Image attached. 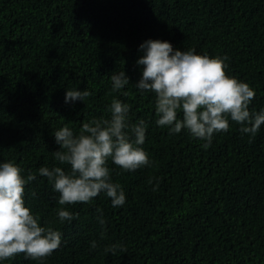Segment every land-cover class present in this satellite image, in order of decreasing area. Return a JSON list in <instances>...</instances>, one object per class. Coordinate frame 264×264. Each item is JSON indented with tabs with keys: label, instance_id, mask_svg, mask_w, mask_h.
Listing matches in <instances>:
<instances>
[{
	"label": "trees",
	"instance_id": "16d2710c",
	"mask_svg": "<svg viewBox=\"0 0 264 264\" xmlns=\"http://www.w3.org/2000/svg\"><path fill=\"white\" fill-rule=\"evenodd\" d=\"M148 40L226 56L228 74L256 93L250 110H264V0H0V163L25 179L36 173L25 205L62 234L43 261L20 254L0 264H264V125L251 137L229 120L207 149L187 130L158 126L155 94L135 85ZM121 71L130 83L112 92ZM74 89L91 96L66 102ZM113 98L130 105L131 123L145 121L152 164L125 172L109 158L125 204L101 193L65 205L74 219L61 223L59 193L38 169L69 171L55 160V131L110 118ZM112 244L127 252L106 253Z\"/></svg>",
	"mask_w": 264,
	"mask_h": 264
},
{
	"label": "clouds",
	"instance_id": "9594fccd",
	"mask_svg": "<svg viewBox=\"0 0 264 264\" xmlns=\"http://www.w3.org/2000/svg\"><path fill=\"white\" fill-rule=\"evenodd\" d=\"M140 48L144 54L136 63L142 66V75L135 85L141 92L155 94L156 124L167 128L170 134L187 130L193 138L204 141L202 147L207 149L214 134L229 131V120L240 125L242 134L251 137L264 125V110L255 112L249 107L255 91L228 74L226 56L182 51L160 40H148ZM110 79L112 92H120L130 83L125 71L112 74ZM90 96L87 89L68 90L65 101L84 102ZM108 111L110 118L83 123L79 134L67 126L55 131L59 145V150L54 152L55 160L70 166L69 171L59 166L38 169V174L46 177L59 193L61 207L57 216L61 223L74 219L65 205L89 204L101 193L111 199L114 208L125 204L123 188L111 181L109 158L125 172L152 164L141 147L146 140L145 121L131 123L130 105L116 98ZM36 178V173L30 172L25 179L21 167L14 162L0 163V261L12 260L20 254L43 261L60 248L61 232L41 226L39 216L25 205V186ZM100 223L104 221L101 219ZM96 246L93 242L91 248ZM104 250L112 255L127 252L120 244Z\"/></svg>",
	"mask_w": 264,
	"mask_h": 264
}]
</instances>
